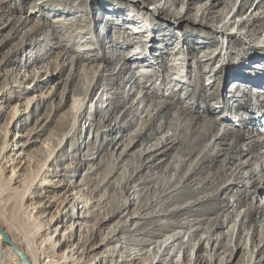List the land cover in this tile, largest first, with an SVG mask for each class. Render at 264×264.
<instances>
[{
	"label": "rangeland",
	"instance_id": "obj_1",
	"mask_svg": "<svg viewBox=\"0 0 264 264\" xmlns=\"http://www.w3.org/2000/svg\"><path fill=\"white\" fill-rule=\"evenodd\" d=\"M259 1L0 0V225L34 264H165L176 232L169 264H264Z\"/></svg>",
	"mask_w": 264,
	"mask_h": 264
},
{
	"label": "bare ground",
	"instance_id": "obj_2",
	"mask_svg": "<svg viewBox=\"0 0 264 264\" xmlns=\"http://www.w3.org/2000/svg\"><path fill=\"white\" fill-rule=\"evenodd\" d=\"M262 4H263V0H261V1H259L258 3H257V6H256V8H259L260 6H262ZM255 10V9H254ZM251 14H256V11H254V12H252ZM231 18H233V16H231ZM123 28H125V29H127V28H130L129 26H124ZM134 30H132V33L133 32H139V28H137V27H135V28H133ZM137 34V33H136ZM132 35H134V34H132ZM135 37V36H134ZM138 37V36H137ZM139 38H140V35H139ZM261 42H263L264 43V39L261 41ZM139 65V64H138ZM260 78V76H258L257 77V79L255 80V81H257V80H259V81H257L256 83L258 84V85H260V83L261 84H264V82H263V80ZM234 87V86H233ZM237 86H235V88H236ZM231 89V88H230ZM246 92H249V91H246V90H243L242 89V93H237V94H235L236 96H245L247 93ZM231 95H233V93L231 94ZM234 95V96H235ZM232 98V97H231ZM224 128V127H223ZM211 137H213V136H211ZM7 163H9V165H7ZM13 163H15V161H14V159H12L11 161H7V160H3V159H1V157H0V173H2L3 172V170L5 171V167H7V166H10V164L12 165ZM5 164V165H4ZM17 173L15 172V171H13L6 179H4V182L2 183V186H1V188H0V192H1V194H0V210H6L7 208H9L8 207V205H9V203H8V199L11 197V195H16V194H18L20 191L19 190H17L16 188H14V187H12L13 185L12 184H14L15 183V181H16V179H17ZM19 191V192H18ZM13 206V205H12ZM10 220H11V218H9ZM177 225H181V222L180 223H177ZM5 230H6V232L10 235V232H11V230L13 229V226H12V222H7V224H3V225H1ZM220 227H223V223H222V225L220 226ZM43 229V228H42ZM32 231H34V232H36L38 229L37 228H34V229H31ZM40 231V230H39ZM178 234H180V233H175L174 235H170V236H168L167 237V240H165V241H163V244L165 245V249L164 250H162V252L160 251V250H158L157 252H156V254L154 255V260H156L157 259V261L158 260H161V259H163L162 261L163 262H165V264H169V262H168V260H167V258H163V256H164V254H166L167 253V248L168 247H173L172 248V252H171V254H172V257L173 256H175V253L177 252V250L178 249H181L182 247L184 248L185 246L184 245H182L181 244V242L180 241H178L179 239H180V235H178ZM27 235V234H26ZM25 234L23 235V239L21 240V241H19V240H16V238H14V237H11V239H12V241L19 247V248H21L22 250H23V252L27 255V257L30 259V262H31V264H34V261H35V252H34V249H33V247H32V243L30 242V239L26 236ZM168 240H170L169 242H167ZM174 241H177V243L176 244H174L173 242ZM220 242V241H219ZM218 242V243H219ZM2 243H4L2 240H1V238H0V244H2ZM174 244L175 246H173L172 244ZM5 244V243H4ZM171 245V246H170ZM220 245V244H219ZM166 251V252H165ZM71 258V257H70ZM20 260V259H19ZM71 261V260H70ZM171 263L173 262V260L172 261H170ZM175 262V261H174ZM170 263V264H171ZM20 264H22L21 263V261H20ZM51 264H64V262L62 263V261H59V260H53V261H51ZM176 264H179V263H177L176 262ZM181 264V263H180Z\"/></svg>",
	"mask_w": 264,
	"mask_h": 264
},
{
	"label": "water",
	"instance_id": "obj_3",
	"mask_svg": "<svg viewBox=\"0 0 264 264\" xmlns=\"http://www.w3.org/2000/svg\"><path fill=\"white\" fill-rule=\"evenodd\" d=\"M0 238L5 243V245L11 248L14 254L20 259L22 264H31L30 259L27 257V255L23 252L21 248H19L12 241L9 234L6 232V230L1 225H0Z\"/></svg>",
	"mask_w": 264,
	"mask_h": 264
}]
</instances>
